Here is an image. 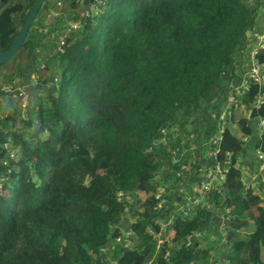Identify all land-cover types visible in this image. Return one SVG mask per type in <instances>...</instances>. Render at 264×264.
Wrapping results in <instances>:
<instances>
[{"label":"trees","instance_id":"16d2710c","mask_svg":"<svg viewBox=\"0 0 264 264\" xmlns=\"http://www.w3.org/2000/svg\"><path fill=\"white\" fill-rule=\"evenodd\" d=\"M34 1L0 0V53ZM249 1L65 0L50 28L63 37L60 71L50 87L33 88V97L40 86L48 90L30 109L15 103L12 118H0V264H223L200 245L213 231L227 250L224 264H264V187L246 185L238 167L251 146L264 165V126L255 137L264 122V48L250 55L255 36L264 35V0ZM85 11V23L72 28ZM31 39L22 45L30 46L29 60ZM251 58L259 83L248 74ZM15 68L1 77L4 97L22 76ZM29 114L35 119L22 118ZM182 129L207 141L209 159L175 140L183 172L157 199L158 155ZM215 166L223 179L198 190L208 203L190 198L192 217L158 206L174 189L179 198L200 189L191 183ZM250 204L263 208L256 215Z\"/></svg>","mask_w":264,"mask_h":264},{"label":"rangeland","instance_id":"374dc122","mask_svg":"<svg viewBox=\"0 0 264 264\" xmlns=\"http://www.w3.org/2000/svg\"><path fill=\"white\" fill-rule=\"evenodd\" d=\"M82 1H84V0H82ZM86 1L90 2V0H86ZM57 2H60V4L58 5ZM45 3H46V1H45ZM64 4H65V0H48L46 3V7H47V9H49V11H51L50 12L51 15H54L56 13H59L63 9ZM248 5L249 6L255 5V2L250 0L248 2ZM38 13L42 15V12L41 13L38 12ZM248 14L250 15V11H248ZM41 15H39L37 17V19L34 20L33 24L30 26L28 33H27L28 36H30L32 38L31 40L33 43L31 55L33 53L34 46L36 47V51L38 54H36L35 56H32V58L29 60V58L26 55H27L28 49H30V46L27 47L28 49H25L26 47L25 48L21 47L20 50L18 51V53L16 54V56L10 62L3 64V65H0V80H1V77L9 74L12 67L15 68L17 66L14 69L15 73L17 74L19 72L22 74V76L19 79V86L12 84L10 88H5L4 94H7V97L6 96L4 97L3 92H1V89L3 88V83L0 81V107H2V108H0V118L6 119L8 121L12 118L11 108L12 109L14 108V106L12 107V104L20 103V106L25 105L30 109L31 108L30 103L32 104L35 99H39L40 97H44V94L48 90L47 88H45V87L42 88V86H40L42 89L40 94L33 97L32 96L33 88H35V90H36V88H38V86H39L38 83L41 84L43 82H45L46 85H48L50 87L52 85V82H51L52 77L57 72L60 71V67L57 68L58 56L55 53L56 49L58 48V44H57L58 43V37L57 36L59 34L54 33L53 31L50 30L52 22L55 19L53 16L46 18V17L41 16ZM82 17H83V14L81 15V19H82ZM250 21H251V19H250ZM254 29H255V27H254ZM43 30H44V33H46L44 35L45 44L42 46H39V44H37L35 41L38 40L40 38V35L43 34L42 33ZM29 61L32 65L29 68H27L26 71H24V69H25L26 65L29 63ZM241 64H242V62L240 63V65ZM14 70H13V72H14ZM30 75H31V77H29ZM17 78H19V77H17ZM17 78H15V79H17ZM31 78H33L35 80L31 82ZM37 79H39V81ZM5 87H8V86H5ZM28 111L31 112V110H28ZM18 118H19V116H18ZM22 118H24V119L31 118L33 120V119H35V116L33 114V116L31 117V115L29 114V117L23 116ZM205 120H207L209 122V119L205 118ZM16 127H19L18 121L16 122ZM223 132H224V129H222V131H221V129L219 130V135H218L219 138L216 140H219L220 136L222 137ZM179 139H182V144L188 143V142L192 143L193 144V147H192L193 150H196L197 152H201L202 156L205 159H209V157H206L207 153L205 152L209 149V146H208L206 140H203L201 143L198 142L197 137L193 133L188 132L187 129H182V130L177 131V133L171 139V141H173V143H171V145H169L167 149H164L165 151L163 149H161V151L158 155V159H160L162 162V167H161L162 171L161 172L163 174H162V176L157 175V177H156V179L159 180V184L156 188L157 199H160L161 196L166 191V190H164V188L167 187L168 182H169L168 187H170V189H171V186H174V187L176 186L177 183H175V178L177 179L183 172L181 169L183 168V166H182L183 161L182 160H183L184 155L180 156V155H177V153H176V155L174 156V149H172L173 146L175 145V140H179ZM164 141L166 142L167 139L164 138ZM166 144H168V142H166L164 145H166ZM178 168H179V170H178ZM218 168H220V167H218ZM260 170H261V172H263L264 167H261ZM220 173H221V168L219 170H214V171L210 170L205 174H201V177H199L195 182L191 183L192 187H194V185H196V184H200L201 185L200 189L199 188H191V190H186V194H181L180 198L174 189L171 191V192H173V194H172L170 201H167V200L163 201L162 200L158 206L161 207L162 205H165V206L168 205V207L170 206L175 211L176 216H180L182 218L192 217L194 213H192L191 211H189L187 209V207H186L187 202L194 195L195 196V200H194L195 203L196 202L198 203L200 201H202L203 203H205V202L208 203L206 194H202L200 192L208 190L211 187V183L219 180L218 178L223 179V175H221ZM243 173L246 174L245 172H243ZM248 176L251 177V173ZM191 179L194 181L195 177L191 178ZM207 181H208V183H207ZM256 181H257V179L255 178L254 182L256 183ZM259 181L261 182V184L264 187V175H263L262 179H260ZM245 182H246V185H248V183H247L248 181L245 180ZM205 186H208L207 189H205ZM254 189L256 190V192L259 191L258 188H254ZM261 193H263V192L260 191V194ZM143 196H144L143 194L136 195L133 199L142 198ZM133 199H132V203H136V201H133ZM250 208L254 214L258 215L261 212L263 207H256L253 204H250ZM128 209L129 208H127V210ZM169 219H167L166 222L161 224L162 227H160V231H163L166 228L168 229L167 225H169L171 223L169 221ZM130 221H131V219H130ZM220 221L221 220H219L218 222H220ZM123 230H124L123 240H125L124 245L125 246H131L132 243L129 241V239H130V237H132V234L129 232V224L128 223L123 225ZM170 234L172 236V233H170ZM160 235H161V233H160ZM207 235H210V236H208V239L207 238H200L201 247L212 249L213 255L215 256V258H217L221 263L224 264L225 263L224 262V256H225V253L227 250L224 246V242L221 239V234H219V233L214 234V231H213V234L210 233ZM158 238H160V236H158ZM168 239L170 240V237ZM112 247H113L112 245H109L108 251H111Z\"/></svg>","mask_w":264,"mask_h":264},{"label":"crops","instance_id":"0c3cea01","mask_svg":"<svg viewBox=\"0 0 264 264\" xmlns=\"http://www.w3.org/2000/svg\"><path fill=\"white\" fill-rule=\"evenodd\" d=\"M91 1V0H90ZM51 11H49V9H47V10H45L43 13H42V15L41 16H44V17H46V18H48V17H51V16H53V17H59L60 16V13H56V14H54V15H51V13H50ZM72 15V11L71 10H67V12H65L64 13V15H61V17L60 18H64V23L67 25V23L66 22H68V20H67V18H69L70 16ZM66 16V17H65ZM56 22V21H55ZM40 53V52H39ZM247 56V55H246ZM245 56V57H246ZM32 64L29 62L27 65H26V67H30ZM245 65V64H244ZM244 68H245V66L243 67V69H242V71L244 70ZM14 85H17V86H19V79H16V81H15V84ZM5 91V90H4ZM255 126L257 127V129H258V131H257V136H255V137H258V134H259V132L262 130V129H259L260 128V126H264V122L262 121V120H259L258 121V125H257V123L255 124ZM256 154H255V150L252 148V146H251V149L250 150H248L247 152H246V154L242 157V158H240L239 159V163H238V167L241 169V171H242V179H243V181L245 182V180H247L248 182V184L250 185H252V187H254V188H257L256 187V185L257 184H259V183H261L260 181H256V183L254 182V179L255 178H257V176H256V174H258L259 172H261V167H263L264 165H262L261 164V166H260V162H258V160H257V158H256V156H255ZM255 157V158H254ZM260 166L259 167V170H255V167H257V166ZM258 171V172H257ZM243 172H245L246 174H244ZM251 173V177H249L248 175ZM250 185V186H251Z\"/></svg>","mask_w":264,"mask_h":264},{"label":"water","instance_id":"95a60500","mask_svg":"<svg viewBox=\"0 0 264 264\" xmlns=\"http://www.w3.org/2000/svg\"><path fill=\"white\" fill-rule=\"evenodd\" d=\"M45 0H35L32 6V9L28 13L22 27L20 28L18 34L13 39L10 47L7 51L0 53V65L6 64L10 62L18 53L20 48L25 42V39L27 38V32L30 28V26L33 24L35 18L38 15V12L40 8L44 5ZM37 53L36 47L34 46L33 53L31 56H35Z\"/></svg>","mask_w":264,"mask_h":264},{"label":"built area","instance_id":"2783aa9c","mask_svg":"<svg viewBox=\"0 0 264 264\" xmlns=\"http://www.w3.org/2000/svg\"><path fill=\"white\" fill-rule=\"evenodd\" d=\"M101 4V2H99ZM90 12L85 11L83 14V21L82 22H76L74 24L71 25L72 28H76L78 27L80 24H84L86 19L89 17ZM63 37H61V39H59V47L58 50L61 51V46H62V39ZM255 43L251 49V57H253L254 55H256L257 51L264 48V35H260V36H255ZM262 47V48H261ZM251 60L253 61L251 67H250V71L248 72L249 77L254 81L259 83L261 80V76H260V67L259 65H257V62H254L253 58H251ZM243 87H245L246 89L248 88V85L246 82L243 83ZM234 102V96H229L228 97V106L226 107L229 108L230 105ZM226 114L223 115V117L225 118ZM222 117V118H223ZM222 118H220L222 120ZM224 121V120H223ZM224 123V122H223ZM219 138V137H218ZM220 168H218V166H215V170H219ZM208 183V182H207ZM208 185V184H207ZM208 186H205V189H207ZM118 242H120V240H117Z\"/></svg>","mask_w":264,"mask_h":264},{"label":"clouds","instance_id":"9594fccd","mask_svg":"<svg viewBox=\"0 0 264 264\" xmlns=\"http://www.w3.org/2000/svg\"><path fill=\"white\" fill-rule=\"evenodd\" d=\"M100 4V3H99ZM38 16V15H37ZM37 18V17H36ZM58 41H59V38H58ZM59 51V50H58ZM36 54H38V53H36ZM31 58H32V56H31ZM30 62V61H29Z\"/></svg>","mask_w":264,"mask_h":264}]
</instances>
